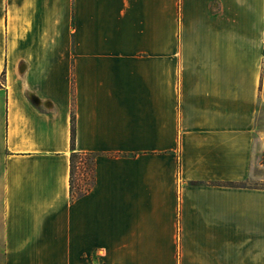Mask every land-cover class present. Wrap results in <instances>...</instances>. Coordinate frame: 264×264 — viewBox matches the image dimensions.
Returning a JSON list of instances; mask_svg holds the SVG:
<instances>
[{
	"label": "crops",
	"instance_id": "crops-1",
	"mask_svg": "<svg viewBox=\"0 0 264 264\" xmlns=\"http://www.w3.org/2000/svg\"><path fill=\"white\" fill-rule=\"evenodd\" d=\"M2 72L0 264H264V0H0Z\"/></svg>",
	"mask_w": 264,
	"mask_h": 264
},
{
	"label": "trees",
	"instance_id": "trees-1",
	"mask_svg": "<svg viewBox=\"0 0 264 264\" xmlns=\"http://www.w3.org/2000/svg\"><path fill=\"white\" fill-rule=\"evenodd\" d=\"M3 72L0 76L2 79ZM70 140H71V153L69 158V180H70V198L73 200L78 195L82 194L84 191L89 189L93 181V171H94V160L92 158L91 164L87 165L88 169L82 174L81 177L77 178V184L74 183V171L76 169V163L82 162L84 158L86 159L87 156L90 154L87 152H81L75 150L74 146V138H75V126H74V114L71 115V126H70ZM85 163V162H83ZM80 181H83L80 183ZM86 181V182H84Z\"/></svg>",
	"mask_w": 264,
	"mask_h": 264
},
{
	"label": "rangeland",
	"instance_id": "rangeland-1",
	"mask_svg": "<svg viewBox=\"0 0 264 264\" xmlns=\"http://www.w3.org/2000/svg\"><path fill=\"white\" fill-rule=\"evenodd\" d=\"M92 158H93L92 155H89V156H87L86 159L84 158V160H82V162L76 163V169L74 171V183L75 184H77V182H78L77 178L81 177L82 174H84L85 171H87V169H88L87 165L91 164ZM83 162H85V163H83ZM263 162H264V157H263ZM82 182L83 181H80V183H82ZM84 182H86V181H84ZM251 183L255 184V183H257V181L252 180Z\"/></svg>",
	"mask_w": 264,
	"mask_h": 264
}]
</instances>
